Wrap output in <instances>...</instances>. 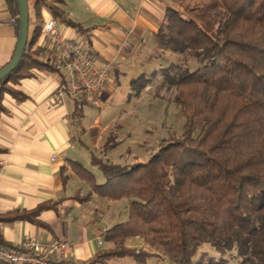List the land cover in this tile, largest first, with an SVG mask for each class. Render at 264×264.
I'll list each match as a JSON object with an SVG mask.
<instances>
[{
  "label": "trees",
  "instance_id": "obj_1",
  "mask_svg": "<svg viewBox=\"0 0 264 264\" xmlns=\"http://www.w3.org/2000/svg\"><path fill=\"white\" fill-rule=\"evenodd\" d=\"M6 1L19 30L17 1ZM171 1L155 44L182 63L162 69L159 88L174 91L173 101L185 119L184 133L145 162L117 165L94 156L104 184L80 162L69 161L90 186L87 197L130 199L129 220L106 232V240L116 247L96 255L90 264L125 256L143 262L153 255L172 264H195L204 245L222 257L212 264H230L224 257L234 251L237 264H264V0ZM43 7L61 23L87 31L43 0L36 3L38 20ZM41 32L37 25L20 65L0 82V114L5 112L6 94L27 99L11 83L32 78L33 69L59 70L31 53ZM191 61L199 67L191 70ZM144 78L132 82L137 96L151 84ZM85 106V98L77 102L76 119L81 120ZM112 140L108 137L105 150L118 146L111 145ZM41 209L12 220L36 222ZM134 237L153 252L126 248L125 241Z\"/></svg>",
  "mask_w": 264,
  "mask_h": 264
},
{
  "label": "crops",
  "instance_id": "obj_2",
  "mask_svg": "<svg viewBox=\"0 0 264 264\" xmlns=\"http://www.w3.org/2000/svg\"><path fill=\"white\" fill-rule=\"evenodd\" d=\"M43 1L62 9L68 19L81 24L87 31L80 33L61 23L46 7L41 9L38 20V0H28L29 37L37 25H41L43 30L46 23L55 20L58 31L64 36L79 41L101 63L111 65L110 79L104 94L98 99L99 105L87 101L89 106L83 108L81 120L76 119V101L67 96L61 100L54 99L67 71L59 60L58 52L51 48L41 32L31 53L34 52V57L50 66H58L59 70L33 69L32 78L23 79L18 84L11 83V87L26 95L27 99L18 101L6 94L2 102L5 112L0 114L1 242L3 247L10 248L30 237L44 242L66 238L73 245L71 262L90 264L96 255L116 247L106 240V232L129 220L123 212L127 210L126 206L120 205L127 201L129 209L130 199L109 201L98 195L87 197L90 186L72 171L69 161L80 162L94 174L98 184H104L106 178L94 164V156L124 165L117 163L112 154L110 159V150H104V157L98 151L116 125L115 121L103 125L102 113L106 104L112 101L118 78L127 67L135 66L137 72L140 68L155 69L159 64L160 74L165 69L159 62L158 56L163 52L156 46L154 36L164 19L165 9L172 1ZM17 38L16 16L7 1L0 0V70L12 60ZM126 42L129 46L122 50ZM94 108L99 109V115L93 121L89 116ZM40 207L36 222L12 220ZM139 240L143 241L140 237L128 238L124 246L153 252L146 244L145 249L142 244L135 245Z\"/></svg>",
  "mask_w": 264,
  "mask_h": 264
},
{
  "label": "rangeland",
  "instance_id": "obj_3",
  "mask_svg": "<svg viewBox=\"0 0 264 264\" xmlns=\"http://www.w3.org/2000/svg\"><path fill=\"white\" fill-rule=\"evenodd\" d=\"M158 56L159 62L164 68L171 63H182L179 56L171 52H164ZM190 69L195 70L199 67L197 61L189 63ZM140 68L136 72L135 66H129L124 70L118 78V87L112 101L106 104V110L103 114L102 124L115 121V127L108 133L107 138L100 144V151L104 157L105 145L108 137L113 138L112 144H118L115 149L109 151L116 157V162L121 164H131L135 159L139 162L147 161L161 147L175 138H181L184 133L185 119L181 115L180 109L173 101V90H160L161 76L160 68ZM145 75V80H149L151 84L140 92L137 96L138 88L132 86L133 80L139 76ZM161 75V74H160ZM160 77V78H159ZM89 120L95 119L99 115V109H91ZM122 155V158L119 157ZM102 157L103 160H105ZM105 160V162L111 163ZM101 183V182H100ZM125 207L126 217H129V209L127 201L121 203ZM121 207V208H122ZM140 242V243H138ZM142 244L145 249L144 241H135V245ZM114 249V248H113ZM112 249V250H113ZM142 251V250H137ZM108 252V251H107ZM222 257L211 246L204 245L198 255L195 257V264H212L213 261H219ZM224 258L229 260L230 264H237L239 259L236 257V252L226 255ZM103 264V263H102ZM104 264H172L168 259L153 255L145 261L140 262V258L134 257H113Z\"/></svg>",
  "mask_w": 264,
  "mask_h": 264
},
{
  "label": "built area",
  "instance_id": "obj_4",
  "mask_svg": "<svg viewBox=\"0 0 264 264\" xmlns=\"http://www.w3.org/2000/svg\"><path fill=\"white\" fill-rule=\"evenodd\" d=\"M42 35L51 48L59 54L66 67L63 84L54 94V99L64 96L78 102L85 98L92 105H99L110 79L111 65L104 64L79 41L64 36L58 31L55 20L45 24ZM129 43L122 46L126 49ZM101 244V242H100ZM73 245L69 239L41 241L36 237L25 239L20 245L5 248L0 245V260L7 264H74Z\"/></svg>",
  "mask_w": 264,
  "mask_h": 264
},
{
  "label": "water",
  "instance_id": "obj_5",
  "mask_svg": "<svg viewBox=\"0 0 264 264\" xmlns=\"http://www.w3.org/2000/svg\"><path fill=\"white\" fill-rule=\"evenodd\" d=\"M19 11V30L15 53L10 63L0 70V82L9 77L20 65L29 41L30 10L28 0H16ZM0 264H7L0 260Z\"/></svg>",
  "mask_w": 264,
  "mask_h": 264
}]
</instances>
